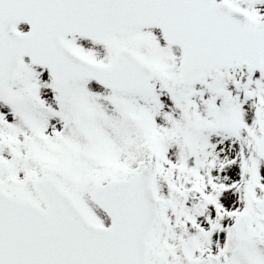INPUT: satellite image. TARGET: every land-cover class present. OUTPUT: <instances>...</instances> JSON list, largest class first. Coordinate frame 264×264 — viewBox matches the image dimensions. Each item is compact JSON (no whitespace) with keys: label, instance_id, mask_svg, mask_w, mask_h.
Instances as JSON below:
<instances>
[{"label":"snow or ice","instance_id":"1","mask_svg":"<svg viewBox=\"0 0 264 264\" xmlns=\"http://www.w3.org/2000/svg\"><path fill=\"white\" fill-rule=\"evenodd\" d=\"M0 264H264V0H0Z\"/></svg>","mask_w":264,"mask_h":264}]
</instances>
